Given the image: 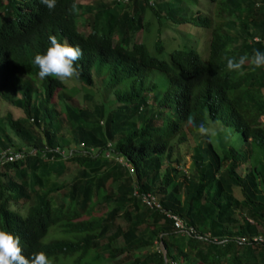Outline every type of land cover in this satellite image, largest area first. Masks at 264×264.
Returning <instances> with one entry per match:
<instances>
[{
  "label": "trees",
  "instance_id": "16d2710c",
  "mask_svg": "<svg viewBox=\"0 0 264 264\" xmlns=\"http://www.w3.org/2000/svg\"><path fill=\"white\" fill-rule=\"evenodd\" d=\"M182 26L206 32L203 53ZM50 35L82 49L70 87L38 77ZM262 39L264 0H0V100L22 112L0 113V150L23 152L0 162V229L54 264H264V244L231 237L264 235V160L237 169L264 153V68L224 59ZM189 114L229 126L237 146L192 141ZM134 188L209 237L175 231Z\"/></svg>",
  "mask_w": 264,
  "mask_h": 264
},
{
  "label": "clouds",
  "instance_id": "9594fccd",
  "mask_svg": "<svg viewBox=\"0 0 264 264\" xmlns=\"http://www.w3.org/2000/svg\"><path fill=\"white\" fill-rule=\"evenodd\" d=\"M49 11L55 9L57 0H40ZM70 12L78 11L77 5L72 4ZM50 46L46 52L37 54L34 57V64L38 67V77L43 80L47 77H54L60 82L78 79L81 75L80 70L76 66V62L83 55L79 46H72L67 41L61 43L56 36L48 37ZM226 67L230 72H236L240 75L244 74V66H251L252 70L264 68V51L254 49L252 55L247 54L236 57L225 56ZM190 128H194L196 132L208 138L211 143L218 138L221 132L227 135L230 130L217 128L215 124H206L205 122H196L194 114H189L186 120ZM0 264H54L53 260L43 251L33 252L31 256L23 254L20 237L9 231L0 229Z\"/></svg>",
  "mask_w": 264,
  "mask_h": 264
},
{
  "label": "rangeland",
  "instance_id": "374dc122",
  "mask_svg": "<svg viewBox=\"0 0 264 264\" xmlns=\"http://www.w3.org/2000/svg\"><path fill=\"white\" fill-rule=\"evenodd\" d=\"M80 1L82 4L86 3V2H92L94 0H78ZM81 22H79L78 24H80ZM82 27V25H81ZM182 28H186L185 26H182ZM84 30H86L87 28L86 27H83ZM189 32H192L191 34H194L196 36V41H195V46L197 47L198 50H200L201 53L204 52V43H205V40L207 38V34L206 32H204L203 30H196L194 28H186ZM172 32L174 33V31L172 30ZM177 32V31H176ZM179 32H182L179 30ZM177 32V33H179ZM136 38L137 39H140V33L137 32L136 34ZM151 38V35L150 37ZM149 42V41H148ZM65 84V87H70L72 85H74V83H76V80L73 79L71 81H66V82H63ZM262 92L264 94V87L262 88ZM81 92L78 91L76 92L74 95H73V98L75 99L76 102H78L79 104H81ZM55 98V97H54ZM55 106L57 109H59V101L58 100H55ZM6 111H10L11 114L13 116H20L22 115V112L21 110L18 109V107L16 106H13L11 104H9L8 102L6 101H3V100H0V113L3 114L5 113ZM261 120L264 124V114L261 115ZM211 124H215V126L219 129V128H223V129H226V130H230V132L225 135L224 132H221L220 136L218 138H216L212 143L213 145L218 149V150H221V149H227L228 147H235L237 146L238 144V141L235 140V136L237 135V132L232 130L229 126L227 125H224L222 124L219 120H216V121H213ZM9 135L11 136V139L14 143L16 144H20V140L19 138L13 134L11 131L8 132ZM202 138V136L200 135H194V138L192 141H197V140H200ZM176 148L178 149V151L180 152V155L177 157L180 158L181 162L179 164H177V167L178 168H181L183 167V169L185 170V168L189 165V156H190V153H191V148H192V144L189 140H186L184 141L182 144H179V146L177 145ZM264 160V153L260 150H256V157L252 160H248V161H245L243 162L242 164H239L237 169L240 173H243L247 168H248V165L254 161H263ZM261 168H264V164H260ZM65 179H67V176H65ZM237 196H240V193H239V189L237 187H234V191H233ZM21 209L24 208L23 204L20 206ZM117 220H120V218H117ZM157 246V244H153L150 249H153Z\"/></svg>",
  "mask_w": 264,
  "mask_h": 264
},
{
  "label": "built area",
  "instance_id": "2783aa9c",
  "mask_svg": "<svg viewBox=\"0 0 264 264\" xmlns=\"http://www.w3.org/2000/svg\"><path fill=\"white\" fill-rule=\"evenodd\" d=\"M252 39L258 40L259 38H258V36H254ZM262 41L264 42V39H262ZM55 150H58V147H56ZM22 156H23L22 150H19L16 152H10V153H6L5 151L0 150V162H2L4 160H13L15 158H20ZM132 192L134 194L138 195L140 197L141 201L145 205L157 208V209L161 210L162 212H164L165 215L170 217L172 219L173 227H174L175 231H177L179 233L186 234V235L195 236L198 238L209 237V234L207 232H203V233L198 232L193 226L185 224L176 214H174L168 210L163 209L161 207L157 197H155L153 194L148 193V192L138 193L135 188L133 189ZM231 237L237 243L256 242V243L264 244V235L261 233H257V234L251 235V236H249V235H233ZM213 239H215V238L213 237ZM224 239L225 238H222V239H219L216 241L222 242Z\"/></svg>",
  "mask_w": 264,
  "mask_h": 264
},
{
  "label": "water",
  "instance_id": "95a60500",
  "mask_svg": "<svg viewBox=\"0 0 264 264\" xmlns=\"http://www.w3.org/2000/svg\"><path fill=\"white\" fill-rule=\"evenodd\" d=\"M163 253H164V251H163Z\"/></svg>",
  "mask_w": 264,
  "mask_h": 264
}]
</instances>
